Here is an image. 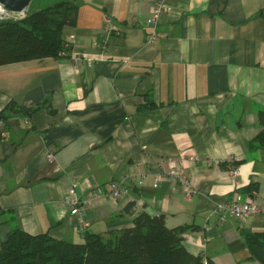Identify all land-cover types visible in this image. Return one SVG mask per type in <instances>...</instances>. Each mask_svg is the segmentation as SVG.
Instances as JSON below:
<instances>
[{
    "label": "crops",
    "instance_id": "1",
    "mask_svg": "<svg viewBox=\"0 0 264 264\" xmlns=\"http://www.w3.org/2000/svg\"><path fill=\"white\" fill-rule=\"evenodd\" d=\"M159 1L77 0L68 58L0 65V249L15 228L81 242L146 212L190 225L183 243L214 264H264L247 238L264 233V212L217 211L237 191L264 208V148L250 145L264 109V0H165L149 41ZM174 162L191 190L169 175ZM74 185L84 230L66 203Z\"/></svg>",
    "mask_w": 264,
    "mask_h": 264
},
{
    "label": "trees",
    "instance_id": "2",
    "mask_svg": "<svg viewBox=\"0 0 264 264\" xmlns=\"http://www.w3.org/2000/svg\"><path fill=\"white\" fill-rule=\"evenodd\" d=\"M78 9L77 1L60 0L21 19L1 21L0 65L43 57L68 58L72 46L66 45L63 30L76 24ZM4 117L2 111L0 119ZM258 122L262 129L250 145L264 148V109L258 113ZM252 188L256 187L247 190ZM190 228H169L162 215L146 212L136 215L133 224L123 229L85 231L81 242L15 228L2 243L0 264H214L187 249L182 234ZM247 238L264 262V233Z\"/></svg>",
    "mask_w": 264,
    "mask_h": 264
},
{
    "label": "built area",
    "instance_id": "3",
    "mask_svg": "<svg viewBox=\"0 0 264 264\" xmlns=\"http://www.w3.org/2000/svg\"><path fill=\"white\" fill-rule=\"evenodd\" d=\"M171 11V7L167 5L165 0H160L156 7L154 8L153 12L147 17L146 25L148 27L153 28V31L150 32L148 35L149 41H154L158 36L157 32V24L159 22L160 16L162 13ZM27 12L21 11H11L6 9L3 5H0V22L3 20H17L25 17ZM112 30V29H111ZM120 33V31H117ZM74 41V38L71 37L67 40V46H71ZM2 120L0 119V124ZM49 160H54V154L49 155ZM229 174L234 180H238L240 176V172L238 167L231 163L229 164ZM169 175L178 181H181L185 186L186 189L191 190L190 181L188 177L184 173V171L179 170L176 168L175 162L172 163L171 169L169 171ZM126 193L125 187L118 181H112L108 184V194L114 198H120ZM66 203L71 207V213L77 214L79 216L80 221V229L84 230L88 225L87 221L85 220L84 216L87 209V202L81 199L76 191L75 185L71 187L68 196L66 197ZM217 211L222 214H228L231 217L238 219V220H245L248 217L259 215L264 212V208L259 205L255 200L248 196L241 191H237L228 201L219 203L217 207Z\"/></svg>",
    "mask_w": 264,
    "mask_h": 264
},
{
    "label": "water",
    "instance_id": "4",
    "mask_svg": "<svg viewBox=\"0 0 264 264\" xmlns=\"http://www.w3.org/2000/svg\"><path fill=\"white\" fill-rule=\"evenodd\" d=\"M32 0H0V5H3L6 9L11 11H28ZM77 1V0H72Z\"/></svg>",
    "mask_w": 264,
    "mask_h": 264
},
{
    "label": "rangeland",
    "instance_id": "5",
    "mask_svg": "<svg viewBox=\"0 0 264 264\" xmlns=\"http://www.w3.org/2000/svg\"><path fill=\"white\" fill-rule=\"evenodd\" d=\"M46 2L47 1H45V0H32L30 3V6L28 8L27 13L34 12V11L38 10L37 9L38 7L44 8L45 6L48 5V3H46Z\"/></svg>",
    "mask_w": 264,
    "mask_h": 264
}]
</instances>
